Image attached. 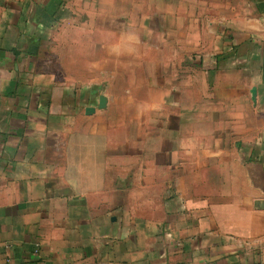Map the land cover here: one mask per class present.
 <instances>
[{"label": "crops", "instance_id": "obj_1", "mask_svg": "<svg viewBox=\"0 0 264 264\" xmlns=\"http://www.w3.org/2000/svg\"><path fill=\"white\" fill-rule=\"evenodd\" d=\"M0 264H264V0H0Z\"/></svg>", "mask_w": 264, "mask_h": 264}]
</instances>
